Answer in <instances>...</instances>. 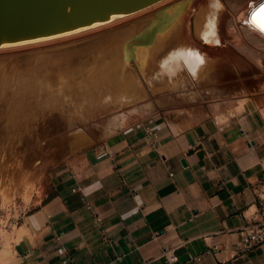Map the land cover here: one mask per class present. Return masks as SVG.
Masks as SVG:
<instances>
[{"label": "crops", "instance_id": "0c3cea01", "mask_svg": "<svg viewBox=\"0 0 264 264\" xmlns=\"http://www.w3.org/2000/svg\"><path fill=\"white\" fill-rule=\"evenodd\" d=\"M20 216L0 264H168L172 247L178 264H264V245L237 251L264 222V106L129 119L57 166Z\"/></svg>", "mask_w": 264, "mask_h": 264}, {"label": "bare ground", "instance_id": "6f19581e", "mask_svg": "<svg viewBox=\"0 0 264 264\" xmlns=\"http://www.w3.org/2000/svg\"><path fill=\"white\" fill-rule=\"evenodd\" d=\"M177 1L165 0L141 13L117 19L94 31L60 38L59 41L54 39L51 42L45 41L0 49V51H21L25 48L40 49L62 41L84 39L99 32L120 28L126 23L152 13L155 7L162 8L164 3L173 2L175 5L172 9L163 13L158 12L143 27H140L141 22L138 24L140 28L131 25L116 32L107 33L103 36L105 39H99L87 47L90 49H87L89 56L93 58L98 56V53H102V57L97 59L99 61L94 59V62L99 63L98 68L110 67V69L104 88L97 87L96 93L92 96L93 103L87 100L85 120L95 114L103 116L104 121L100 130L104 138L123 126L129 117L149 115L159 109H169L185 103L191 105L192 108H179L171 112H177L179 115L197 121L205 119L207 115L225 121L233 115L236 107L245 106L246 99L241 98V95L246 91L240 89L228 93L227 90L218 87L201 90L199 85L213 79L214 71L210 67H252L249 69L253 71H257L255 67L264 68V30H256V27L264 29V11L258 9L255 13L253 19L256 27L245 23L251 12L259 5L264 4V0H201L200 10L195 14L192 24H189L192 31L188 30V12L191 6L199 0H183L179 3ZM224 9L227 13L226 18L230 20L231 29L225 32L223 45L213 36L209 37V42H205L204 35L211 32L214 35L213 33L216 31L213 32V30H218L216 25L219 23ZM132 29L136 32H133ZM129 31L133 34L119 43L122 39H118L120 35L124 32L127 34ZM191 34L200 38L202 46H195L190 38ZM215 42L217 47L214 48L212 44H216ZM99 49L100 51H98ZM84 51L81 50V53ZM192 55L201 57L203 63L200 64L192 60ZM55 61L56 59L53 63ZM34 73H36L34 79L51 87L48 80L49 74L53 72L50 69L41 75L38 72ZM57 73L63 81L65 76L63 71L59 70ZM241 74L246 75L247 73L242 71ZM154 94H160V96H154ZM152 95L154 98H150ZM206 101H210V103L205 108L198 106ZM78 119L79 117H69L68 126L73 127L74 120Z\"/></svg>", "mask_w": 264, "mask_h": 264}, {"label": "rangeland", "instance_id": "374dc122", "mask_svg": "<svg viewBox=\"0 0 264 264\" xmlns=\"http://www.w3.org/2000/svg\"><path fill=\"white\" fill-rule=\"evenodd\" d=\"M181 1L183 0L177 2ZM201 3L202 1L199 0L189 9L187 18L189 31H192L189 24H192ZM174 5L173 2L164 3L162 8L155 7L152 13L126 23L120 28L99 32L84 39L62 41L40 49L0 51V235L7 238V230L19 222L24 206L44 187L53 170L81 151L66 156L65 149L60 145L62 140L86 138L89 143L82 149L85 150L100 147L106 139L102 137L100 130L104 117L95 114L87 120L85 118L87 117V100L93 103L92 96L96 93L97 87L104 88L108 81L107 73L110 67L98 68L99 63L96 61H99L97 59L101 56V52L93 58L89 56L87 50L83 52L84 54L81 53V49H76L77 46L127 26L143 27L158 12L170 10ZM226 14L224 9L216 25L218 30H213V32L216 31L215 34L208 33L209 37L213 36L214 39L220 40L222 45L225 32L231 29L230 20L226 18ZM141 22L142 25L139 27L138 24ZM130 32L122 33L118 38L119 40L122 38L119 43L133 34ZM133 32L136 31L133 30ZM194 37V34H191L190 38L195 46H202L200 38ZM212 45L214 48L217 47V43ZM53 59H56L55 63ZM87 63L92 66L90 67ZM210 68L214 71L213 79L201 83L199 85L201 90L217 87L227 90L228 93L245 90L246 93L241 95V98L246 99L245 106L236 107L235 112L251 109L253 104L258 108L264 106L263 67H255L257 71L249 69L252 67ZM47 69L53 72L49 74L48 80L51 87L34 79L36 74L34 72L41 75ZM59 70H62L65 75L63 81L57 73ZM236 71L238 73H235ZM242 71L247 74H241ZM154 96H160V94H154ZM209 103L210 101H206L198 106L205 108ZM179 108L192 107L186 103L172 107V109ZM158 111L175 118L180 116L177 112L166 113L164 109ZM69 117H79L78 120H74L73 127L68 126ZM138 117L142 116H132L127 120Z\"/></svg>", "mask_w": 264, "mask_h": 264}, {"label": "water", "instance_id": "95a60500", "mask_svg": "<svg viewBox=\"0 0 264 264\" xmlns=\"http://www.w3.org/2000/svg\"><path fill=\"white\" fill-rule=\"evenodd\" d=\"M165 0H0V49L69 37L104 27ZM105 36V35H103ZM100 37L77 46L87 50ZM61 142V141H60ZM89 140H62L65 155L82 150Z\"/></svg>", "mask_w": 264, "mask_h": 264}, {"label": "built area", "instance_id": "2783aa9c", "mask_svg": "<svg viewBox=\"0 0 264 264\" xmlns=\"http://www.w3.org/2000/svg\"><path fill=\"white\" fill-rule=\"evenodd\" d=\"M106 156L107 151H103L99 158H104ZM261 245H264V222L248 225L242 229L241 243L238 247V252H245ZM162 256L165 257L168 264H178V256L175 247L166 249Z\"/></svg>", "mask_w": 264, "mask_h": 264}, {"label": "snow or ice", "instance_id": "6c2138e0", "mask_svg": "<svg viewBox=\"0 0 264 264\" xmlns=\"http://www.w3.org/2000/svg\"><path fill=\"white\" fill-rule=\"evenodd\" d=\"M258 9H259L260 11H264V4H261V5H259L258 7H256L255 10H253V11L251 12L249 18L245 21V23L248 24V25L251 26V27H256L253 18H254L255 13L257 12ZM256 30L261 31V30H264V29H262V28H260V27H256ZM213 34H215V33H213ZM203 39L205 40V42H209V36H208L207 34L203 36ZM217 43H219V41H217ZM191 59L194 60V61L197 62V63H200V64L203 63L202 58L199 57V56L192 55V56H191Z\"/></svg>", "mask_w": 264, "mask_h": 264}]
</instances>
